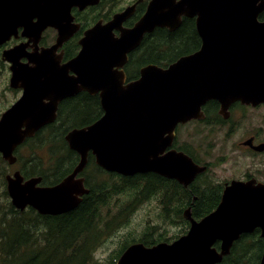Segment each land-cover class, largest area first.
Masks as SVG:
<instances>
[{"label": "water", "instance_id": "95a60500", "mask_svg": "<svg viewBox=\"0 0 264 264\" xmlns=\"http://www.w3.org/2000/svg\"><path fill=\"white\" fill-rule=\"evenodd\" d=\"M100 1L0 0V45L18 37L19 28L27 38L3 52V60L10 63V87L23 92L0 117L2 158L17 163L16 149L54 123L60 103L69 97L84 91L98 94L104 111L93 123L65 135L80 158L59 183L44 185L42 176L26 178L20 170L6 175L18 210L32 207L42 215L75 210L90 192L82 175L90 154L108 172H153L188 186L205 167L182 151H167L178 124L204 118L202 106L210 99L221 102L222 114L235 100L264 101V0H151L143 16L125 27L135 13L136 4L131 5L86 29L79 52L63 62L64 44L81 29L73 9L83 11ZM184 17H196L200 49L166 67L147 64L137 79L127 81L124 67L145 35L156 28L175 31ZM49 28L57 31L56 40L41 45ZM184 216L191 224L186 234L172 243L132 244L117 264L221 261L242 233L260 227L264 237V184L233 182L213 212L197 220L188 207ZM217 240L220 252L212 247Z\"/></svg>", "mask_w": 264, "mask_h": 264}, {"label": "trees", "instance_id": "16d2710c", "mask_svg": "<svg viewBox=\"0 0 264 264\" xmlns=\"http://www.w3.org/2000/svg\"><path fill=\"white\" fill-rule=\"evenodd\" d=\"M115 2L118 0H103L99 5L85 11L73 9L76 20L81 23V29L66 43V59L79 52V39L83 31L96 23L101 16L110 17L115 11ZM105 10L109 13L108 16L103 14ZM260 19L264 20V11L260 14ZM55 36V31L49 29L44 34L43 43L53 42ZM198 40L194 21L186 17L176 31L157 28L146 34L141 45L129 55L125 67L128 79H137L140 69L147 64L168 66L182 55L193 52ZM103 112L99 95L81 92L62 101L56 121L39 130L36 139H31L18 148L17 164L24 176H42L45 185L60 182L73 171L80 158L77 152L69 148L65 135L72 128L93 123ZM24 146L29 147L27 158L21 157ZM9 166L0 154V187L7 200L6 210L0 213V264H106L96 255L102 239L105 240L118 227L124 226L126 217L134 207L157 194H160L157 200L163 211L159 218L168 209L165 198L170 194H181L183 205L178 203L174 218L185 226L188 221L183 212L187 206H192L193 215L198 219L214 210L210 204L192 205L190 198L194 193L182 190L175 180L152 172L132 176L108 172L95 163L92 154L82 173L90 193L84 196L75 210L54 216L41 215L32 207L23 211L17 210L11 204L6 190L5 176L9 173ZM157 225V221H149L141 235L127 240L131 242L137 239L147 243L160 240L163 233L155 238L150 232ZM257 244L260 249L264 247L256 239L242 241L240 248L233 246L231 264H258L261 252H256ZM123 250L115 252L108 264H115V259Z\"/></svg>", "mask_w": 264, "mask_h": 264}, {"label": "flooded vegetation", "instance_id": "af4514ba", "mask_svg": "<svg viewBox=\"0 0 264 264\" xmlns=\"http://www.w3.org/2000/svg\"><path fill=\"white\" fill-rule=\"evenodd\" d=\"M102 1L103 0H101L100 3ZM150 1L151 0H132L128 3L129 5L127 6L122 5L120 7H116L118 4L115 2L113 4L115 7L114 8L115 11H113L110 15L106 10L103 11L104 15L106 16L109 15L110 17L105 18V16H101L98 20L101 19L103 20V22H108L109 20H111L114 14L123 11L128 6L136 4L135 13L133 14V16L124 22L125 27H132L146 12ZM88 8H86L85 10H87ZM135 16H139V17L134 18ZM190 19L194 21V28L197 32L196 17ZM49 29L54 30L57 36V31L55 29L53 28H49ZM116 33L118 34L119 32L116 31ZM56 36L53 42H50L48 44H44L42 40L41 45L48 46L53 44L56 40ZM26 41L27 38L22 36V29L19 28L18 37H15L13 35L9 41L0 45V63L7 65V69L10 72V77H11L10 63L3 60L2 58L3 52L8 48H11L17 44ZM66 43L63 46L64 49L63 62L69 60L65 58ZM201 46H202V40L199 36V40L196 41L195 44L196 49L193 52L199 50ZM125 67L124 70L126 72ZM10 77H9V87H10ZM127 81H130L128 79V75H127ZM10 88L14 89L17 93H20L21 96L23 92L22 89L20 88L16 89L12 87ZM221 106H222L221 102L217 99L208 100L202 106V110L205 114V117L202 119H193L186 123L178 124L176 128V137L174 139V142L172 146L168 147L167 149V151L173 148L178 151H182L188 156H190L198 166L205 167V170L197 174L194 180L191 183H189L188 186H184L176 179H170V178L167 179L175 180L178 183V185L182 188V190L185 189L191 193H194L190 198L192 205L201 206L204 204H210L214 207V210L221 203L225 190L229 186H231L233 182L236 181L248 182L254 180L256 183L264 184V101L254 104V103H243L241 100H235L229 105L228 109L224 112V114L220 112ZM2 113L0 114V117ZM190 125L194 126L195 132L190 136L191 137L190 139H185L183 137L184 135L182 134V130ZM37 133L35 134L34 137L28 138L24 142V144L30 141L31 139H36ZM14 166H16V164L10 165L9 169L13 168ZM18 169L19 168L15 169L13 172H15ZM6 190H7V185H6ZM195 192L200 194H195ZM204 198H206V201L204 200ZM178 202L181 205H183V200H181V194L179 195ZM185 205H187V200L185 202ZM188 207H191L192 209V206H187L186 209ZM192 215H193V210H192ZM193 217L197 220H201L202 218H204L202 217L198 219L194 215ZM186 220L188 221V225H186L184 228L186 229L185 232H182L184 230L183 229L181 231V234H178L174 238H172L171 236H164L160 240H156L155 242H149V243L137 239H135L136 241H131V242L127 240L125 241L124 245L121 248H119L116 252H118L121 249H124L122 251L123 253L129 246L135 243H143L145 246H153L160 242L172 243L180 236L188 232L191 224L188 219ZM251 239H256L257 241L260 242L262 246H264V237L262 236V229L260 227H256L251 232L242 233L240 238L234 242L233 246L240 248L242 241L243 242L245 240L250 241ZM212 247L215 248L218 252H220L222 250L221 241L217 240L212 245ZM255 249L256 252H259V250L261 252V257L258 262V264H260L264 256V247L260 249L259 245L257 244L255 246ZM231 251L229 254L223 256L221 261L215 264H231V259H230ZM247 252H249V250ZM122 253L120 254V256L122 255ZM120 256L117 259H115V264H117V261L120 258Z\"/></svg>", "mask_w": 264, "mask_h": 264}, {"label": "rangeland", "instance_id": "374dc122", "mask_svg": "<svg viewBox=\"0 0 264 264\" xmlns=\"http://www.w3.org/2000/svg\"><path fill=\"white\" fill-rule=\"evenodd\" d=\"M130 1L132 0H118V2H116L118 4L116 7H120L122 5L127 6ZM47 31L48 30L45 32ZM9 77L10 72L7 69V65L0 63V114L20 96V93H17L14 89L9 87ZM194 132L195 128L192 125L182 130V134L185 139H190V136ZM28 152L29 147L24 146L21 150V157L27 158ZM17 168L20 169L19 164H16V166L9 169V172H13ZM159 196L160 194H157L151 199L145 201L143 204L134 207L130 214L126 217L125 223H123L124 226L118 227L116 232L107 236L105 240L102 239L96 253L97 257H100L104 260V263L108 264L111 261L112 255H114L115 252L124 245L127 238L130 240L141 235L144 232L147 223L152 220L157 221L159 225V227L157 225L156 229L150 231L153 233V237L155 238L156 236L159 237L160 233H163L164 236H171L172 238L181 234L185 225L179 222L177 218H174V211L179 203V195L174 193L165 198L168 201H166L168 209L164 212V216H161L160 218L159 215L163 213V211L157 200L159 199ZM6 202L7 200L2 192V188L0 187V213L6 210Z\"/></svg>", "mask_w": 264, "mask_h": 264}]
</instances>
